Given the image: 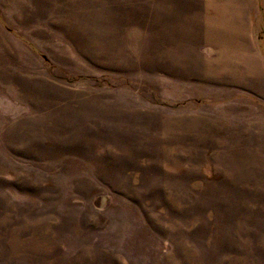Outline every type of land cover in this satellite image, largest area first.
<instances>
[{"label": "rangeland", "instance_id": "1", "mask_svg": "<svg viewBox=\"0 0 264 264\" xmlns=\"http://www.w3.org/2000/svg\"><path fill=\"white\" fill-rule=\"evenodd\" d=\"M0 264H264V0H0Z\"/></svg>", "mask_w": 264, "mask_h": 264}, {"label": "bare ground", "instance_id": "2", "mask_svg": "<svg viewBox=\"0 0 264 264\" xmlns=\"http://www.w3.org/2000/svg\"><path fill=\"white\" fill-rule=\"evenodd\" d=\"M242 23V22H241ZM210 27V25L208 26ZM207 27V28H208ZM187 28V27H186ZM208 30V29H207ZM207 34H214V36H219L221 37V34L218 32V30H214L212 28H210V30L208 31ZM225 34V33H224ZM223 36V35H222ZM244 45V44H243ZM187 46V45H186ZM243 48H246L245 46H242ZM183 54V53H182ZM229 57H226V58H223L221 59L222 61V67L218 66L216 63H212V62H209V63H206V70H207V73L208 75L209 74H219L220 72L223 73V72H226V73H234L237 74L239 72V70L241 69L240 67H243L244 69L243 70H246V71H251L252 73L253 72H256L257 71V67L255 66V64H253L251 61H246L245 57L243 56V58H241V60H236L234 59H228ZM175 61V60H174ZM245 61V62H243ZM241 71V70H240ZM256 74V73H255ZM231 76V74H229ZM241 75V74H240ZM237 76V75H236ZM239 76V75H238ZM216 77V76H214ZM233 78V77H232ZM215 79V78H214ZM231 79V78H230ZM237 80V79H235Z\"/></svg>", "mask_w": 264, "mask_h": 264}]
</instances>
